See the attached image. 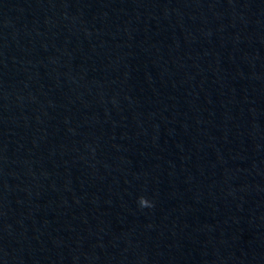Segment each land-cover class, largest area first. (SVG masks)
Listing matches in <instances>:
<instances>
[{"label":"water","instance_id":"95a60500","mask_svg":"<svg viewBox=\"0 0 264 264\" xmlns=\"http://www.w3.org/2000/svg\"><path fill=\"white\" fill-rule=\"evenodd\" d=\"M0 264H264V0H0Z\"/></svg>","mask_w":264,"mask_h":264},{"label":"clouds","instance_id":"9594fccd","mask_svg":"<svg viewBox=\"0 0 264 264\" xmlns=\"http://www.w3.org/2000/svg\"><path fill=\"white\" fill-rule=\"evenodd\" d=\"M138 203L139 205L143 208V207H152L153 206V202L151 200H149L147 197L145 196H140L138 198Z\"/></svg>","mask_w":264,"mask_h":264}]
</instances>
